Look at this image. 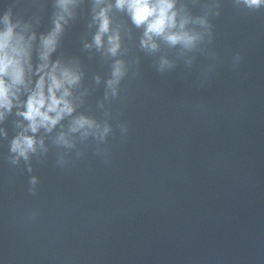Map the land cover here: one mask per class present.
Instances as JSON below:
<instances>
[{
    "label": "clouds",
    "instance_id": "1",
    "mask_svg": "<svg viewBox=\"0 0 264 264\" xmlns=\"http://www.w3.org/2000/svg\"><path fill=\"white\" fill-rule=\"evenodd\" d=\"M101 2L102 0H96L97 5ZM74 3L75 0H58V6L62 13L58 14L54 21V29L46 37H42L43 50L40 53V58L43 63L36 70L42 75L36 81L35 87L29 90L30 94L27 100L22 102L25 110L17 113L23 116L28 124L24 132L13 139L11 151L25 160H28L29 153L37 151V146L41 149L44 147L43 140L38 141L34 134L41 128L50 132L65 115H70L74 110L67 97L70 95L69 88L79 81L80 76L75 71L60 66L58 61L51 65L49 71H45L49 69V56L55 50L57 37L62 31L61 22L67 23L65 14L68 17L72 16L70 5ZM175 3L176 0H116L115 7L125 11L137 28L144 29L141 47L149 52L158 50L156 43L158 38L169 46L179 45L186 50L195 49L202 42L203 34L186 28L190 22L189 17L183 16L177 20L178 12ZM236 3H243L252 10H259L264 7V0H236ZM112 7L109 4L95 14L94 19L98 23V31L94 36V43L97 48L103 46V36L111 32V20L108 12ZM3 23L5 28L0 31V120L4 118L5 112L12 110L14 101L19 100L22 86L27 89L29 82L27 81V73L31 72L28 46L22 43V36L18 38L15 36V25L10 20V14H5ZM195 23L207 26V21L204 19H197ZM108 45L107 51L112 56H116L121 47L118 31L108 35ZM90 46L86 45V47ZM165 66L171 67L172 65L168 60H162L160 71H163ZM123 75V61L117 60L113 65V78L108 81V87L112 90L113 95L116 94V85ZM93 127L99 129V125H95L94 121L81 116L73 121L70 131L76 132L80 129ZM29 131L33 135L25 134ZM108 131V127L105 126L100 135L103 136ZM87 134L85 131L84 135ZM56 143L71 146L63 133L58 136ZM31 183H36L35 178L32 179Z\"/></svg>",
    "mask_w": 264,
    "mask_h": 264
},
{
    "label": "water",
    "instance_id": "2",
    "mask_svg": "<svg viewBox=\"0 0 264 264\" xmlns=\"http://www.w3.org/2000/svg\"><path fill=\"white\" fill-rule=\"evenodd\" d=\"M22 0H0V31L5 28L3 17L6 13L10 14V20L13 21Z\"/></svg>",
    "mask_w": 264,
    "mask_h": 264
}]
</instances>
